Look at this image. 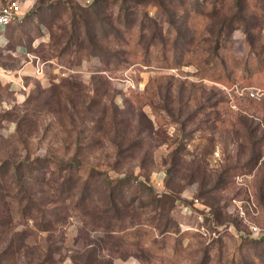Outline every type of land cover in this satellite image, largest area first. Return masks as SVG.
Instances as JSON below:
<instances>
[{
    "label": "rangeland",
    "instance_id": "374dc122",
    "mask_svg": "<svg viewBox=\"0 0 264 264\" xmlns=\"http://www.w3.org/2000/svg\"><path fill=\"white\" fill-rule=\"evenodd\" d=\"M68 5L0 82V264H264V0Z\"/></svg>",
    "mask_w": 264,
    "mask_h": 264
},
{
    "label": "crops",
    "instance_id": "0c3cea01",
    "mask_svg": "<svg viewBox=\"0 0 264 264\" xmlns=\"http://www.w3.org/2000/svg\"><path fill=\"white\" fill-rule=\"evenodd\" d=\"M9 1L0 0V8ZM18 1L20 3L18 18L11 24L0 27V82L7 85L11 91H18L19 86L24 87V79L33 75L34 64L32 56L28 54L36 55L38 46L49 38L46 26L38 21L35 14L30 13L37 0ZM8 49L13 50L15 58L6 57ZM8 59L9 62H6Z\"/></svg>",
    "mask_w": 264,
    "mask_h": 264
},
{
    "label": "trees",
    "instance_id": "16d2710c",
    "mask_svg": "<svg viewBox=\"0 0 264 264\" xmlns=\"http://www.w3.org/2000/svg\"><path fill=\"white\" fill-rule=\"evenodd\" d=\"M68 4H69V1L67 0V5ZM44 5H45V0H38L36 4L34 5V7L32 8L30 13L40 14L41 10L44 9ZM103 5H104V0H93L92 5L89 7L79 4V6L76 7L77 9H74L72 6H70V4L68 5L71 8V11H73V20H75L76 19L75 17H77L78 19H80L83 25V33L85 35L84 41H88V42L95 41V38L97 35L91 34L92 31L94 30L91 19L97 20V22L99 21L100 23L104 22L106 18H104L105 16L103 17V14H102L104 11L102 9ZM88 10H89V13H88ZM38 19L42 24H46L45 21H47V16L44 17L42 15H39ZM109 22L112 24V21L109 20ZM112 28L116 29V26ZM70 31H71L69 33L70 36L68 38L69 43H71L72 36L74 35V27L71 28ZM68 42H66V44H68Z\"/></svg>",
    "mask_w": 264,
    "mask_h": 264
},
{
    "label": "built area",
    "instance_id": "2783aa9c",
    "mask_svg": "<svg viewBox=\"0 0 264 264\" xmlns=\"http://www.w3.org/2000/svg\"><path fill=\"white\" fill-rule=\"evenodd\" d=\"M20 3L18 0H10L7 4H5L2 8H0V27L7 26L11 24L16 18L19 16ZM28 56H32V62L34 64V73L41 74L44 72V62L40 61L37 55L28 54ZM259 94V92L257 93ZM185 211H188L189 208L185 207ZM252 231L255 233H259L261 228L257 225L251 226Z\"/></svg>",
    "mask_w": 264,
    "mask_h": 264
}]
</instances>
